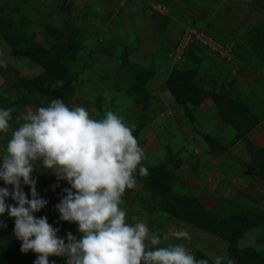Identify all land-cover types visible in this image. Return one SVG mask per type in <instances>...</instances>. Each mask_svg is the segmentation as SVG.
<instances>
[{
    "label": "crops",
    "instance_id": "1",
    "mask_svg": "<svg viewBox=\"0 0 264 264\" xmlns=\"http://www.w3.org/2000/svg\"><path fill=\"white\" fill-rule=\"evenodd\" d=\"M29 1L36 4L39 0H14L12 8L16 9L19 5L27 7L30 4ZM95 1L67 0L62 7L66 9V6L74 4L80 8L81 19L79 24L82 26L79 32H84L85 27L102 25L106 23V20L109 22L115 19V29H123L124 36L122 40L134 49L133 51H128V56L127 51L124 50L128 61L133 66L138 65L143 69L152 70V74L146 82L147 99L144 101L145 104L155 105L157 112H148L149 108L147 105L143 110L142 105H140L142 112H146L145 117L153 115L149 123L145 124L143 132L147 136H152L155 134L154 131L157 132L158 129V134L163 136L165 142H162L163 145H160L161 147L159 146L155 150L157 151L156 154L158 153V161L156 154H152V150V152H148L147 157L142 162L152 166L157 165L159 153L164 149L166 151L168 149L173 154V161L176 165L170 162L169 159L171 157L168 155L163 157L162 161L166 163L168 160L167 164H169L166 165L169 169H171L170 163H172L179 170L178 176L175 175L174 177L176 180L175 185L177 183H185L187 189H192L195 193L194 196H198L206 204H210L215 195H222L227 198L231 196L233 198L234 196V198H239V200L241 197L249 200L253 199L252 195L246 192V188L254 187L253 190H256L259 189V185L247 186V184H254V180L255 182L258 180L261 184L263 182L258 178H250L246 175L238 160L241 158L236 154L230 155V153H233L231 152V146H236V142L230 144L234 129L219 116L216 101H224L228 98L246 101L248 97L245 96L249 92H255L260 97L264 92V63L256 56V51H229V53H227L228 51L217 53L204 50L176 51L175 47L181 40L184 30L183 24L195 30L208 32L215 40H230L232 46L234 42L231 37L237 35L240 43L242 38L245 39L248 35L247 32L250 31L249 34H251V28L264 24V0H128L126 5L124 3L120 4L119 0H103L105 1V6H101L103 1L101 5L94 4ZM148 2L167 5L170 15L145 10L144 7L145 5L148 6ZM45 4L46 7L50 5L48 2ZM0 6L9 13L12 19L15 17V20L18 17L19 14H16V16L11 9L6 10V6ZM87 6L88 11L90 9L94 11L96 8H103L104 14L98 9L99 14L94 13L88 18L83 12L84 9H82H86ZM84 20L85 23H81ZM32 22L31 20L29 21V23ZM3 24L7 28L6 19ZM121 25L122 27H120ZM152 35H159L163 38L167 44L166 49H163L151 37ZM119 36L121 35L118 34L115 39H120ZM125 40L131 41L127 43ZM196 41H192L189 44L196 43ZM250 47L251 42L248 45V48ZM259 52L261 51H257V53ZM26 64H32L33 70L40 69L36 75L25 76L28 79L39 75L43 71V68L38 63L30 60L27 56L16 58L11 51V47L9 51H0V73L7 69L21 68ZM192 69H196L194 78L195 91L199 88L203 92L202 97L195 98L197 99L195 105L191 102L186 103L190 111L189 117L184 112L185 104L180 103L175 94L169 89L167 79L171 71L175 70L180 76V83L175 81L174 84L178 85L184 82L186 84L187 79L190 78L188 73ZM214 95L216 96L214 97ZM128 98L132 101L130 96ZM205 113L208 116L206 119H204L206 117ZM14 116L15 113L12 117ZM15 122L18 124L17 121ZM259 123H261V120ZM152 124L157 127H152ZM257 125L248 133L254 132L257 129ZM12 131L11 126L9 133H0V156L5 152ZM143 132L142 134H144ZM248 133L246 134L247 136L250 135ZM138 135L141 136L139 132ZM205 136L214 139L218 144L226 147L227 150L222 153L209 152L210 144L207 143ZM250 142L252 143L251 140ZM140 143H142V146L145 145L142 140H140ZM255 145L262 144L257 143ZM245 154L246 156L248 155L247 149ZM0 164H2V161H0ZM32 178L36 181V191L39 197L51 203L58 200L59 204L67 195L64 189L71 187L66 180H57L56 175L51 170L44 169L39 162H37L36 168L32 173ZM202 184L206 185L202 186ZM231 184L233 185L231 186ZM5 186L7 187L8 185L3 180H0V188ZM21 187L28 198L31 199L30 186L22 183ZM231 188L236 191L234 195L229 192L232 190ZM229 193L230 196H226ZM188 195H191V193ZM150 196L145 193H138V195L133 193L131 196H127L130 200L127 197L123 199L128 204L129 212L137 213L140 216L146 211V207L148 208L152 205L146 204L151 199ZM6 203L14 205L15 201L9 197L6 199ZM45 214L48 217L49 224L59 229L58 237L67 241V233L71 232L78 239L80 238V233L75 228L76 224L60 220V214L57 209L47 211ZM42 216H44V213L41 214ZM0 221L5 225L0 226V264H25L27 261L32 264L35 258L34 252H21L18 239L14 234V218L9 217L5 213L0 216ZM179 221L187 224L183 220ZM187 241L190 242V239H187Z\"/></svg>",
    "mask_w": 264,
    "mask_h": 264
},
{
    "label": "clouds",
    "instance_id": "2",
    "mask_svg": "<svg viewBox=\"0 0 264 264\" xmlns=\"http://www.w3.org/2000/svg\"><path fill=\"white\" fill-rule=\"evenodd\" d=\"M6 67V65H5ZM12 109H0V133L11 130ZM23 121L11 132L0 156V180L12 186L0 188V216L14 218V234L21 252L37 254L34 264H50L49 257H66V264H209L197 260L183 244L156 247L161 236L151 232L145 221L126 222L121 208L123 196L137 185L136 173L148 174L142 166L143 149L123 117L106 111L93 119L84 107L69 108L53 99L46 107L29 110L17 118ZM37 162L51 170L70 188L55 207L60 220L78 225L80 238L67 233V243L46 216L37 218L48 201L40 198L32 173ZM31 188V199L21 184ZM15 201L6 203L7 198ZM0 226L3 222L0 221ZM170 236L190 239L184 230H170ZM168 239V235L164 236ZM235 264L216 256L214 264ZM54 264V262H53Z\"/></svg>",
    "mask_w": 264,
    "mask_h": 264
},
{
    "label": "rangeland",
    "instance_id": "3",
    "mask_svg": "<svg viewBox=\"0 0 264 264\" xmlns=\"http://www.w3.org/2000/svg\"><path fill=\"white\" fill-rule=\"evenodd\" d=\"M66 1L67 0H39L36 4H33L29 1V6L27 5V7H24L23 5L22 7V5H19L16 8L17 10L12 8V3H14V0H0V5L6 6V10L11 9L12 13L15 15L19 14L18 17H16L15 20L14 17L12 23H10L9 28L11 32L14 31L17 33L18 31H20L23 36L20 39H25L31 42L38 41L46 45V42L43 38V29L45 23L52 24L56 29L61 30L66 20L70 19L71 22H73L74 20L73 23L75 25L78 24L79 29H81L82 25L79 24L81 19L79 14L80 8L75 6L74 4H71V6H66L67 13H65L66 11L62 10L65 9L64 7H62V5ZM102 1L103 0H96L94 4L101 5ZM120 1L121 0H119V2ZM47 2L50 5L46 7L45 3ZM127 2L128 0H126L124 4L126 5ZM101 6H105V1H103V5ZM148 7L149 6L145 5L144 9L148 11L151 10V8ZM0 8H2V6H0ZM87 8L88 6L86 7V9H82H84L83 12L86 14V16H88V18H90L91 15H94V13L99 14V8L94 9V11L92 9L88 11L89 9ZM2 9L5 10L4 8ZM99 10L102 11L103 8ZM21 15H23L24 17H21ZM19 18L20 20L18 21ZM30 20L31 22H33L29 23ZM105 22L106 23H103L102 25H93L92 27L88 28L85 27L84 32H79L81 45L79 46V51H77V55L75 56V60L72 64L71 73L75 74V79L72 80V88L67 93V106L70 109L74 107H84L89 112L90 117L93 119L103 118L106 111H112L115 114L123 117L126 125L130 127L134 126V131L139 129L138 132L141 136L137 134L136 138L139 142V146L143 149L146 158L148 152H152V150V154H156L157 151L155 150L160 145H163L162 142H165V139L163 140V136L161 134H158V129L157 132L154 131L155 134H153L152 136H147V134L143 132V129H145V124L149 123V120L152 118L153 115L151 114V116L145 117L146 112L143 113L141 110V106L135 103L134 97H136L137 94H135L134 92H128V88L131 87L136 81V79L132 75V72L137 73V71L132 68V63H122L120 57L121 52L123 54L124 50L127 51L128 56V51H133L134 49L129 47L122 40V37L124 36L123 29H115V19L109 22L106 20ZM81 23H85V20ZM120 27H122V25ZM249 33L250 31L247 32L248 35L245 39L242 38L240 43L238 42L239 40L237 35L231 37L234 42V45L232 46L230 40H215L211 37V34L207 32L206 35L210 36V38H212V41H210L209 43L196 41V43L186 45L185 48L181 51H191V49L192 51L204 50L214 51L217 53H220V51H228L227 53H229V51H248V49L251 48H248V45H250L251 36V34ZM118 34L121 36H119L120 39L116 40L115 37L117 38ZM151 37L156 40L157 43L162 46L163 49H166L167 44L165 43L163 38H161L159 35H152ZM130 41L131 40H128L126 42L130 43ZM17 42L21 46L24 45L22 42ZM239 44L242 45L240 46ZM9 49L10 45H8L7 42L0 37V51H9ZM39 71L40 69L38 68L33 70L32 64H26L21 68H16L14 70L7 69L6 71L0 73V96L2 95L0 98V109L11 108L13 110L11 115L15 113V116L12 117L13 122H10L13 130L18 128L20 123H23V121L21 120L17 124L15 122L17 121V118L26 114V112L29 110L35 111L37 108L46 107L49 104V102L46 101V96H40V94L38 93H33L32 96L29 98V96H27V94L25 93L23 87L17 85L19 80L23 82L28 81L29 79L26 77L36 75L39 73ZM58 83L60 82L56 81L52 86H57ZM131 93H133L134 95H132ZM129 96L131 97L132 101L129 100ZM245 97H248V100H246V102L252 105L251 112L255 113L257 116H262L260 119L261 123L257 125V129L254 132L248 133V135L250 134L248 138L252 141V143H261L262 145H264V92L262 93V95H260V97L259 95L255 94V92H249L248 95ZM239 98L241 99L240 96ZM147 106L149 108L148 112H157L155 105L147 104ZM204 115H206V113ZM207 117L208 116L206 115L204 119H206ZM152 127L156 128L157 126L152 124ZM142 132L144 134H142ZM232 133H234V131ZM140 140L143 141V143L145 144L144 146H142ZM170 141L173 142L172 140ZM235 145L236 146H231V152L239 156V158L241 159L245 160L246 158H248L250 152L248 151L246 144L238 140L236 141ZM262 145L256 146L262 148ZM246 149L248 152L247 156L245 154ZM168 153V149L167 151L164 149L159 153V165L167 164L168 160L165 163L162 161V159L163 157L168 155ZM156 156L158 161V153L156 154ZM169 160L174 164L173 158L172 160ZM172 163H170V172L178 176L179 170L176 169ZM253 183L255 186H257L256 184H258L260 190L264 192V185L261 184V182H258V180L257 182H255L254 180ZM65 184L66 186H68L67 183ZM146 184L147 183L144 182H138L135 188L126 190V194H124L123 198L131 196L133 193H136V195H138V193H145L147 194V196H150L151 194L149 193L151 191L147 189ZM203 185L206 184H202V186ZM232 185L233 184H231V186ZM250 186H253V184H251ZM173 188L177 193L186 196L189 193H191L192 196L195 195L192 189H187V185L185 183H177V185L174 184ZM253 188H246V192L252 195L253 199H257V203H253L252 201H250L253 199L249 200L242 197L238 201L245 204L256 205L257 207L264 208V200H262L261 198L262 194H259V192H257L256 190H253ZM231 189L232 190L229 192L231 194L233 193L234 195L236 191L233 190V188ZM230 193L228 195L226 194V196H230ZM197 198L199 197L197 196ZM228 198L232 199V196ZM127 199L130 200L129 197H127ZM123 200L124 203L121 205V208L126 211L127 223L134 224L137 221H145L151 232H157L161 236V244L156 247H166L170 244H183L184 247L194 256L197 254V251L203 253L212 264H214V258L216 256L228 257V241L224 240L222 237L217 235L215 236L211 233L202 230L200 231L198 228H195V226L188 222H186L187 224H185L181 223L179 219L167 218L166 213H162L161 216L160 213L157 211H145L139 216L137 215V213L134 214L129 212L130 209L128 208V204L126 203L125 199ZM158 201L159 197L155 198L154 200L150 199L148 202H146V204H152L151 206L155 209L157 207L156 202ZM58 202L59 201L56 200V202L47 204L45 208H43L40 212L35 213V215L37 216V218H39L41 217L40 214L44 213V216L47 217L45 213L47 211H52L53 209L55 210V204H58ZM232 204L234 205V203ZM207 205L209 204H206V206ZM223 208L227 215L230 216L231 214L228 213L233 211V206L231 205L230 201L223 202ZM75 228L78 229V226L75 225ZM170 230L186 231L189 234L190 242H188L187 239L179 240L171 237L169 234ZM165 235H168V239H164ZM237 246L241 251H244L247 247L253 246L255 251L264 254V225H258L256 227H252L244 231L242 233V236L237 239ZM243 254L247 255V253L245 252ZM33 255H35V258L32 264H34L35 260L37 259V254L34 253ZM66 259V257L50 256L49 262L50 264H53V262L54 264H66ZM196 259L198 260V258ZM25 264H30V262L27 261ZM223 264H225V261L223 262Z\"/></svg>",
    "mask_w": 264,
    "mask_h": 264
},
{
    "label": "trees",
    "instance_id": "4",
    "mask_svg": "<svg viewBox=\"0 0 264 264\" xmlns=\"http://www.w3.org/2000/svg\"><path fill=\"white\" fill-rule=\"evenodd\" d=\"M5 19L7 21V28L6 25L3 24ZM12 20L9 13L0 8V36L10 45L11 51L16 58L27 56L30 60L38 63L43 68L41 75L39 74L31 78L27 82L19 80L17 85L23 87L29 98L33 93H38L40 96H46V101L49 103L53 99H60L67 105V93L72 88V80L75 79V74L71 73L72 64L77 55V51H79V46L81 45L79 25H75L73 23L74 20L71 22L70 19H65L66 22L63 28L58 30L54 25L45 23L43 29V38L46 42L45 45L37 41L31 42L20 39L23 37L20 31L17 33L10 31L9 26ZM250 39L251 49H248V51H256V56L264 63V24L256 25L254 28H251ZM17 41L22 42L24 45H19ZM257 51L261 52L257 53ZM120 57L122 63H129L128 58L124 57L122 52ZM132 68L137 71V73L132 72L136 81L128 88V92L137 94V96L134 97L135 103H137V105H142L144 110L147 105L144 101L147 99L146 82L152 74V70L143 69L138 65H132ZM188 76L190 78L187 79L186 84L184 82L176 85L174 84L175 81L180 83V76L175 70H172L167 79V85L172 93L175 94L177 100L183 105L185 104L184 112L190 117V111L186 103L191 102L195 105L197 102L195 98L202 97L203 91L199 88L195 91L196 85H194V78L196 76V69H192V71L188 73ZM56 81L60 83H58L57 86H52ZM131 94L134 95L133 93ZM215 96L216 95H214V97ZM216 103L219 109V116L234 129V135L230 144L241 140L246 144L250 152L249 158L245 160L238 159L240 165L243 167V172L250 178H258L264 184V146L261 148L252 144L246 135L258 124L262 116H257L255 113H252V105L248 102L236 98H228L224 101L217 100ZM138 131L139 129L133 132L135 137ZM205 139L207 143L210 144L209 152L222 153L227 150L226 147L221 146L214 139L207 136H205ZM168 151V156L172 159L173 154L170 150ZM231 154L234 155V153H230V155ZM142 166L147 169L148 174L146 176H140L137 170V183H147V189L151 191V199L154 200L159 197V201L156 202L157 207L154 209L152 206H149L145 208L146 211H157L161 216L162 213H166L167 218L183 220L184 222L192 224L200 231L202 230L215 236L222 237L224 240L228 241L229 255L227 258L234 260L235 264H264V254L255 251L253 246L247 247L244 251H241L237 246V239L242 236L244 231L258 225H264V208L242 203L238 201L239 198L229 199L222 195H215L210 201V204L206 206L205 202L200 198L192 195L186 196L174 190L173 187L176 183L174 178L175 175L170 172L171 169H169L166 164L152 166L142 162ZM248 186H250V184ZM256 191L262 194L261 198L264 200V192H262L260 188L256 189ZM225 201H230L233 206V211L228 213L231 214L230 216L224 211L223 202ZM251 201L257 203V199ZM232 203H234V205ZM47 204H51V202ZM18 242L21 249L22 242L19 240ZM244 252L247 253V255H244ZM196 253L195 256L198 260L205 259L208 260L209 264H212L203 253L199 251Z\"/></svg>",
    "mask_w": 264,
    "mask_h": 264
},
{
    "label": "built area",
    "instance_id": "5",
    "mask_svg": "<svg viewBox=\"0 0 264 264\" xmlns=\"http://www.w3.org/2000/svg\"><path fill=\"white\" fill-rule=\"evenodd\" d=\"M126 0H121L120 4H123ZM148 6L151 8V10L155 13H159V14H163V15H170V10L169 7L165 4H161V3H147ZM183 33H182V37L181 40L179 42V44L176 47V51H181L182 49H184V47L189 44L192 41H202L204 43H209L210 41H212V38H210V36H207L206 33L202 30H195L192 27L188 26V25H184L183 24ZM7 188L9 189V191H12V186L8 185Z\"/></svg>",
    "mask_w": 264,
    "mask_h": 264
},
{
    "label": "water",
    "instance_id": "6",
    "mask_svg": "<svg viewBox=\"0 0 264 264\" xmlns=\"http://www.w3.org/2000/svg\"><path fill=\"white\" fill-rule=\"evenodd\" d=\"M123 56L126 57V51L123 52Z\"/></svg>",
    "mask_w": 264,
    "mask_h": 264
}]
</instances>
